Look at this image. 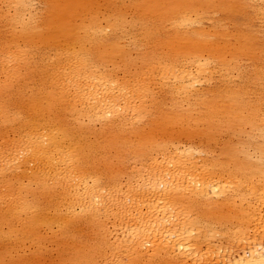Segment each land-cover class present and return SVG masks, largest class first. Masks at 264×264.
<instances>
[{
  "label": "bare ground",
  "instance_id": "6f19581e",
  "mask_svg": "<svg viewBox=\"0 0 264 264\" xmlns=\"http://www.w3.org/2000/svg\"><path fill=\"white\" fill-rule=\"evenodd\" d=\"M240 14L0 0V264H264V66L252 103L213 87L264 59Z\"/></svg>",
  "mask_w": 264,
  "mask_h": 264
},
{
  "label": "rangeland",
  "instance_id": "374dc122",
  "mask_svg": "<svg viewBox=\"0 0 264 264\" xmlns=\"http://www.w3.org/2000/svg\"><path fill=\"white\" fill-rule=\"evenodd\" d=\"M225 19L226 16L223 13L220 12H214L211 14L210 19L211 21L209 22L210 26H213L217 29H220L223 27V22L222 19ZM230 18L232 19L233 17H227V19ZM236 19V18H235ZM234 22L231 23L232 26L234 27H240L242 29L247 28L250 24V26H254L257 25V29L260 30V35L261 37H264V33H263V29L261 28L263 26V24L260 22V20H256V22H254L255 18L253 17V15L251 14H240L237 16V19ZM171 24L170 22L165 21L164 25L162 26H166V25ZM140 55H145V51L142 50ZM244 66V71L243 74L241 76H234L231 79H225V78H218L214 83H213V87L216 88V90L219 92H221L223 89H231V90H236L239 91L240 95L242 96V98L245 100V102L247 103H252L253 100L255 99V96L253 94L252 90H248V88H244V87H254L256 86V72L257 70L264 66V59H260V60H245V62H243ZM164 100L169 99L172 101V98L170 96V94H163ZM257 146H262L261 144L258 143ZM264 158V155H263Z\"/></svg>",
  "mask_w": 264,
  "mask_h": 264
}]
</instances>
